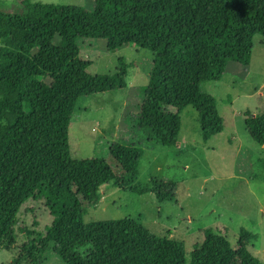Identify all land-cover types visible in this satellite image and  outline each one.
Masks as SVG:
<instances>
[{"label":"trees","instance_id":"1","mask_svg":"<svg viewBox=\"0 0 264 264\" xmlns=\"http://www.w3.org/2000/svg\"><path fill=\"white\" fill-rule=\"evenodd\" d=\"M22 4V14L0 13V250L15 244L21 206L42 200L52 223L41 247L53 245L64 264H262L247 250L255 236L246 231L233 248L221 233L206 230L187 258L181 243L151 234L136 219L85 224V206L116 178L105 159L72 160L67 140L78 98L121 90L129 69L120 59L114 75H89L80 38L154 55L137 126L147 142L176 146L178 115L188 107L197 113L204 141L219 134L216 101L200 86L219 81L230 62L249 65L253 37L264 38V0H94L92 11ZM245 116L247 133L264 147V115ZM142 155L120 143L109 151L131 178ZM163 188H153L159 201L171 198ZM85 245L88 252L79 254Z\"/></svg>","mask_w":264,"mask_h":264},{"label":"rangeland","instance_id":"2","mask_svg":"<svg viewBox=\"0 0 264 264\" xmlns=\"http://www.w3.org/2000/svg\"><path fill=\"white\" fill-rule=\"evenodd\" d=\"M23 0H0V13L22 14ZM32 4L81 7L92 11L94 0H29ZM80 59L91 66V76L114 75L120 59L129 65L121 90L78 98L68 126V150L72 160L105 159L116 182L100 189L99 200L85 206V224L132 218L151 234L181 243L188 258L213 230L226 237L233 248L241 231L255 238L247 250L264 264V147L247 133L246 113L264 115V38L255 35L248 66L227 64L217 82H207L200 91L211 95L223 121L222 131L204 141L197 113L192 107L179 117L177 145L149 143L137 129L142 93L155 61L144 49L121 45L110 47L105 39L77 40ZM114 49H110V48ZM114 143L143 151L139 173L131 178L110 158ZM156 183H164L159 201ZM147 189L138 195L133 190ZM52 218L42 200H29L16 215V240L0 250V264H64L54 246L41 247ZM85 255L89 246L79 247ZM43 252V253H41Z\"/></svg>","mask_w":264,"mask_h":264}]
</instances>
